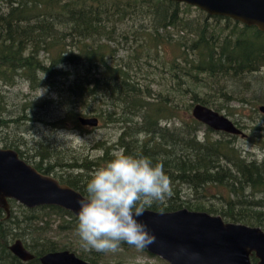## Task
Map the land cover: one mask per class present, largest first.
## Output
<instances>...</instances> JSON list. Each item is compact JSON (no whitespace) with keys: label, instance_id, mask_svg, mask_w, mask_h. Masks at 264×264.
I'll list each match as a JSON object with an SVG mask.
<instances>
[{"label":"trees","instance_id":"16d2710c","mask_svg":"<svg viewBox=\"0 0 264 264\" xmlns=\"http://www.w3.org/2000/svg\"><path fill=\"white\" fill-rule=\"evenodd\" d=\"M263 67L264 31L185 3L0 0V83L13 86L22 80L30 89L53 94L22 101V111L25 106L34 109L40 101H54L64 108L63 116L50 123L56 128L68 120L80 128L74 109L102 123L104 113L118 127L110 145L97 142L99 157L57 162L58 152L49 146L32 154L38 159L34 168L85 197L90 177L123 151L162 162L171 178L172 196L146 209L205 211L264 231V159L247 158L234 142L238 135L206 127L199 138L203 124L188 114L199 103L230 115L232 110L216 102L226 96L225 80L243 82ZM157 71L163 78L155 79ZM1 97L0 115L5 111ZM180 110L188 120L167 124ZM8 122L0 118V128ZM232 122L240 130L246 127L241 119ZM250 129L252 134L260 128ZM254 143L264 149V139ZM56 166L61 171L52 173ZM184 187L191 196L184 194ZM211 198L219 205L209 202ZM7 203L8 216L0 209V264H40L39 255L55 250L72 251L97 264L100 254L83 246L77 216L53 205L27 208L13 199ZM15 239L32 254L30 260L21 261L9 251ZM250 262L256 259L250 256Z\"/></svg>","mask_w":264,"mask_h":264},{"label":"water","instance_id":"95a60500","mask_svg":"<svg viewBox=\"0 0 264 264\" xmlns=\"http://www.w3.org/2000/svg\"><path fill=\"white\" fill-rule=\"evenodd\" d=\"M185 3L209 15L226 16L264 31V0H169ZM264 114V104L257 106ZM190 115L214 130L244 137L242 130L223 114L195 103ZM83 126H96L94 116H78ZM86 198L51 175L38 172L9 148L0 147V208L8 214L7 199L27 208L53 205L78 217L79 202ZM155 235L156 242L142 248L167 264H264V231L259 226L224 221L219 215L179 208L172 211L145 209L138 218ZM9 251L21 261L32 254L18 239ZM40 264H92L68 250L50 251L38 257Z\"/></svg>","mask_w":264,"mask_h":264},{"label":"rangeland","instance_id":"374dc122","mask_svg":"<svg viewBox=\"0 0 264 264\" xmlns=\"http://www.w3.org/2000/svg\"><path fill=\"white\" fill-rule=\"evenodd\" d=\"M220 23H222V21ZM119 52H124V49ZM156 73V80L158 78H163L164 74H162L161 71H157ZM245 78L243 82L235 79L225 80L226 86L224 89L227 90L226 96L218 97L216 102L221 104V106H227L232 112L230 115L227 114L224 109L217 112L223 114L231 121L241 119V121L244 122L246 127L243 128L242 131L245 137L237 136L234 142L237 148H239L247 158L262 160L264 159V149H261L254 142L256 139H264V114L257 110L258 105L264 104V67L253 77L246 76ZM246 80L249 81L247 85L244 83ZM206 89L207 88H204L203 90ZM42 91L43 94L38 96ZM214 92H216V89L213 90V93ZM52 95L53 94L47 95L46 89L43 88L30 89L27 82L22 80L18 81L13 86L2 85L0 83V96H2V105L5 107V111L1 113L0 118L9 120L7 126L0 128V146L3 145V142L14 141L15 143L10 146L20 150V152H22V157L29 163L38 160L37 157L32 158V154L36 151L44 152L45 148L53 147L58 152L57 162L61 161L68 163L69 160L66 159L72 157L85 156L88 159L95 158L101 152V150L98 149L100 145L97 142L100 141L103 145H110L115 141L119 132L118 127L109 122V117H106L104 113L103 116H105L106 122L103 123L91 113L85 114V116H94L97 118V125L93 127L81 126L79 124L80 128H77L68 120V123H66L64 127L56 128L50 123L62 117L64 112V108L58 103L52 101L44 104V101H40L41 105L32 110L26 108L27 106L23 107L24 111L21 109L22 101L38 100ZM240 99L241 101H239ZM187 102L188 101L184 99L183 103L185 104ZM103 107L104 106H102V108ZM190 108L188 112L189 115ZM106 109H108V107ZM74 111L79 113L78 116L84 114L80 109H74ZM32 116L35 118L34 120ZM180 120H188L186 114L181 113V110L175 117L171 118L167 124L171 125L173 123V125H176L179 124ZM255 125L260 129L255 130L254 133L251 134L250 128ZM204 128H206V126L202 125L199 130L200 132H198L199 138ZM257 134L260 136L259 138L256 137ZM115 152L116 150H111V153ZM50 162L53 163V160H50ZM60 171L61 168L56 166L52 173H58ZM66 172L75 173V171ZM182 191L187 196H191L190 192L185 187ZM189 198L192 199V197ZM209 202L214 205H219V201L215 198H211ZM52 223L56 224L55 221H52ZM99 254L97 264H167L159 257L148 254L144 249L136 248L132 245H120L116 251L99 252Z\"/></svg>","mask_w":264,"mask_h":264},{"label":"clouds","instance_id":"9594fccd","mask_svg":"<svg viewBox=\"0 0 264 264\" xmlns=\"http://www.w3.org/2000/svg\"><path fill=\"white\" fill-rule=\"evenodd\" d=\"M86 192L77 226L83 246L97 252L116 251L121 243L145 248L156 238L138 218L172 196V181L162 162L120 151L90 177Z\"/></svg>","mask_w":264,"mask_h":264},{"label":"flooded vegetation","instance_id":"af4514ba","mask_svg":"<svg viewBox=\"0 0 264 264\" xmlns=\"http://www.w3.org/2000/svg\"><path fill=\"white\" fill-rule=\"evenodd\" d=\"M81 126H83V125H81ZM1 148H9V149H12V150H14L15 151V149H14V147H11V146H7V145H5L4 146V144L2 145V146H0ZM16 152V151H15ZM17 153V152H16ZM17 155H18V153H17ZM33 156V155H32ZM18 157H19V155H18ZM19 158H21L23 161H25L26 163H28V164H30L31 166H33L32 164H33V162L32 163H29V162H27L23 157H22V155H21V157H19ZM44 163V162H43ZM34 167V166H33ZM36 169V168H35ZM37 170V169H36ZM38 171V170H37ZM39 172V171H38ZM41 173V172H40ZM42 174H44V173H42ZM47 175H51V174H47ZM52 176V175H51ZM53 177V176H52ZM64 184V183H63ZM67 185V184H66ZM70 187V186H69ZM8 200V199H7ZM0 209H2V208H0ZM3 210V209H2ZM3 212L6 214V216H8L9 215V204H8V214L3 210ZM16 240V239H15ZM19 240V239H18ZM14 241V240H13ZM12 241V242H13ZM12 242H10L9 243V245L12 243ZM8 245V246H9ZM29 251V250H28ZM55 251H58V250H55ZM50 252V251H49ZM72 252V251H71ZM46 253V252H45ZM74 253V252H73ZM44 254V253H43ZM75 254V253H74ZM42 255V254H41ZM41 255H39V256H41ZM76 255V254H75ZM38 256V257H39ZM77 256V255H76ZM78 257V256H77ZM38 259V258H37ZM82 259V258H81ZM84 260V259H83ZM87 261V260H86Z\"/></svg>","mask_w":264,"mask_h":264}]
</instances>
